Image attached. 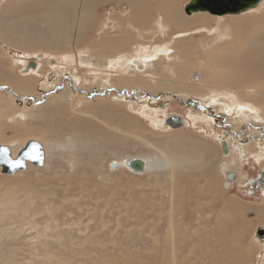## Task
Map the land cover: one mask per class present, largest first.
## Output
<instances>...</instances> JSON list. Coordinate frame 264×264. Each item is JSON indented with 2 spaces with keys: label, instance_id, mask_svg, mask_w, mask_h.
I'll return each mask as SVG.
<instances>
[{
  "label": "rangeland",
  "instance_id": "rangeland-1",
  "mask_svg": "<svg viewBox=\"0 0 264 264\" xmlns=\"http://www.w3.org/2000/svg\"><path fill=\"white\" fill-rule=\"evenodd\" d=\"M3 1L1 0L2 4L0 3V13L2 12L10 25L30 19L31 16L38 15L42 7L56 2L55 0H14L13 3H10L13 0ZM190 1L184 0L182 4L180 2L177 3L179 11L185 17L183 9ZM122 5L125 6L124 10H122ZM129 10L130 3L128 1H108L96 10L97 16L91 21L90 26L82 33L79 31L77 38H71V43L66 47L55 44L41 45L40 42L35 45H29L27 48H23L20 45L8 47V45H2L0 42V69H3L8 76L12 77L14 69H18V66L12 60L14 57L17 59V56L26 62L35 59L37 63L39 61L52 63L50 66L47 63L43 64L44 74L41 76L42 80L37 83L36 89L30 93H18L8 83H0V144H13L16 148L14 150L13 147V150L17 153L29 140H38L43 144L56 142L54 135L44 133L41 137L38 133L28 129L25 124L27 118L23 120L24 122L17 124L7 120V117L9 118L14 113L29 115V113L38 111L37 109H40L41 105L49 99V95L56 91H54L55 87H60V85L64 84L71 88L70 83L74 82L72 75L75 71L76 73L73 76H84L89 73L90 69L88 68L94 67L93 64L99 62L105 68L108 58H115L117 55L129 53L128 48L106 46L103 50H99L91 45V42L97 39L107 40L109 37L120 34V26L124 30L127 20L126 15ZM210 15L207 14L208 17ZM117 16H122L120 22L116 20ZM232 17L238 20L239 25H241L240 28L250 29L249 31L253 33V35L251 33L250 38L262 45L259 52L264 53V10L259 14L233 15ZM39 24L40 30L47 26L44 23L43 25L42 23ZM218 25L219 28L221 23ZM108 26H113L114 28L110 29L109 35L103 30L100 31L101 27L106 29ZM191 26H196V23ZM227 27L232 30L231 26ZM218 28L217 32L220 35V28ZM185 31L188 32L189 30ZM26 35L29 36V33ZM24 38L26 37L24 36ZM170 39L171 43L168 44V48L171 49L178 41L174 36L173 38L171 36ZM225 40L226 37L221 35L214 42H207V44H201L202 42H200L199 45L203 53L207 55L206 60L200 58L194 67L184 69L182 72L173 69L166 71L174 77L185 73L189 74L193 80L189 82L192 83L191 86H175L181 89L161 87L151 91L139 88V85H136L133 88L124 87L122 91H130L131 94L120 97L115 92L116 90L98 95L96 93H101L103 90L101 91L99 87L85 85L83 86L84 88L77 87L82 90L80 96L77 94L74 97L75 110L77 112L82 109L87 111V114H77L83 119H87V123L90 126H94V124L101 125V122L96 118H102L98 112L99 110L97 111L98 106H102L106 112H109L113 125H123L122 123L127 118L125 114L130 113L131 110L120 106L119 104L123 100H114L113 96L118 98L126 97L138 109H142V105H148L152 108L156 107L159 110L157 117L160 120H163L167 115L178 114L182 118H188L191 124L192 118L200 119L201 116H204V113L202 110L192 108L189 103L193 102L202 107L210 104L212 108H208L206 112L209 116L212 115L211 117L213 118L210 128L205 123H200L197 128L184 127L177 130H172L171 128L168 131H164L153 127L154 125L156 126L158 119L155 122L148 118H146L147 120L141 119V128L138 129L141 136L147 137L150 142H154L163 151H170V147L164 146L159 142L170 144V141H174V138L187 140V142L188 140L202 142L211 146L210 154L200 159L197 156L190 158L174 150L176 153L173 152L172 155L175 159L173 156L171 159L178 174L176 178V184H178L176 193L178 191V195L175 197L178 203L175 201L176 203L171 205L170 202H167L170 200L168 199V191L171 188V180H168L171 179L169 167L167 168L169 166L168 163L163 160L162 154L157 152V150L155 151L151 144L147 145L146 141L135 140L134 138L132 140L118 133L110 132L109 135L117 143H110L100 139V141L95 142L96 148L93 142H90L84 149L73 147V143H68L70 141H66L68 144L63 147L60 146L59 142L54 143L53 151H50L45 167L35 168L29 166L26 172H19L12 177L2 175L0 171V198L3 199L5 190L10 192L18 191L19 193L14 209L0 208V264H113L122 255L127 256L129 250V253L132 251L136 254V264H143L145 260H153L155 264L164 263L167 260L163 258L166 259L168 256L164 254L159 258L156 257L158 256L156 253L163 251L165 243L170 240L169 230L171 223H174L176 234H184L186 237L187 235H192L194 239L200 242H206L207 239L213 241L212 235L217 230L224 229V234L227 233L230 235L229 237L232 236L231 241L233 243L229 244L230 250L218 252L220 254H216V256L219 255L218 257H214L211 251H196V249L200 248V243H194L192 248H189L190 242L187 241L180 251L176 253L180 260L182 258L187 259L191 249L192 253L188 258L199 257L201 260H205L206 264H218L223 261V258L226 260L225 258L231 254L233 256L231 264H264V246L253 240L254 227L264 225L262 216L264 201L261 197L246 196V188H241L240 184L236 186V190H232V187L228 190L224 189V177L218 172L221 162L227 163L228 161V157L222 154L224 149L221 148L220 143L222 145L223 141L228 142L227 139L229 137H234L232 134L224 132L226 130L223 127L225 123L229 125L226 128L229 127L239 133L240 131L247 133L248 136L246 138L247 140L249 138L250 141H246V143L251 144L249 152H261V148L255 146L260 142L255 141L261 140L264 144V140L259 138V135L262 136L260 133L264 131V119L258 122L255 119H243V116L240 118L234 113L229 116L219 109V104L222 101L226 104L227 99L225 98L227 96L236 95L228 91L231 87L241 88L238 90L242 91V88L253 90L255 86L260 85V92H264V72L258 77L260 79L257 78L254 81L247 80L245 82V76L251 77L250 73H253L256 67L248 66V61L246 65V62L240 63V60H235L237 56L238 58L241 56L240 54H245L247 50L243 43L232 50L231 57L233 60H218L222 58L223 53H214L212 51L216 47H221ZM132 46H135L134 43H132ZM87 50H90V54ZM77 53L81 54L79 60L88 62L79 70L75 69L76 61H72ZM172 53L174 54V51ZM5 54L6 57L4 56ZM67 56L70 58L64 60ZM179 61L183 63V66L186 65V60ZM55 62L62 63L59 70L55 69ZM221 64L226 66L230 74L228 72L227 75H221L223 70ZM205 70L209 72H203ZM18 76L20 77L21 74H18ZM51 81L56 84L54 87L51 86ZM179 82L182 83L181 81ZM222 88H226L228 94L225 91L222 92ZM63 93L65 94V92ZM145 94L156 96L149 98ZM61 97H63L62 104L66 117L64 115L61 116L65 119L74 116L77 118L76 113L69 112L67 108L68 101L64 98V95ZM238 97L243 101L245 94H238ZM154 98H157V100H152ZM212 98H216L218 102L216 101L213 104L208 102ZM261 101L264 103V96ZM16 105L20 106V108L14 110L13 107ZM200 109L202 108L200 107ZM214 114H217V116H213ZM261 116H264L262 111ZM32 118L29 122L34 123L33 120L35 119L34 117ZM44 119L50 121L51 115L46 116ZM249 128H251V131L248 133ZM15 130H23L25 135L15 139ZM70 131L71 129L69 131L65 130V134H70ZM219 132H222L223 135L216 137L215 135ZM57 137L61 143L63 141L62 136L58 134ZM124 138L128 139L125 140V143L121 142V139ZM92 148H95L99 153V159H94L98 165L89 166L93 162L92 158L87 159L86 162L78 163V159L88 156ZM246 155L247 153L244 156L242 155L243 159L251 158ZM146 156L157 158L160 163V169L153 167L148 173L140 174L132 172L124 165L128 158H143ZM254 160L259 163L257 164L259 167H264V160ZM254 160H246V163L256 169ZM112 163L116 164L114 169H110ZM177 163L179 164L176 165ZM184 163L185 166L182 165ZM257 170L259 171V169ZM85 171H89L91 174L90 180H88V175L85 174ZM179 172L182 173L179 175ZM247 174V171L242 172L238 177L239 179L243 177L242 181L244 182ZM86 180L88 181L87 184L82 185L81 183ZM209 180L218 182L219 188L216 193L209 192ZM177 181L180 183H177ZM168 214L169 217L172 216L171 220L168 218ZM225 220L227 223L226 228L222 229V223ZM218 224L222 225H220V229ZM232 229L233 231H231ZM156 234L161 237L158 238ZM196 236L198 237L196 238ZM154 242L159 243V245L157 246ZM163 242L164 246H162ZM156 247L161 250L154 251ZM232 251L236 254H233ZM244 255L247 256L245 257ZM185 264L189 263L185 262Z\"/></svg>",
  "mask_w": 264,
  "mask_h": 264
},
{
  "label": "bare ground",
  "instance_id": "bare-ground-1",
  "mask_svg": "<svg viewBox=\"0 0 264 264\" xmlns=\"http://www.w3.org/2000/svg\"><path fill=\"white\" fill-rule=\"evenodd\" d=\"M55 1L56 2L54 4L51 3L50 5H47L46 7H42V9L39 10L38 15L31 16L30 19H26V20H23L22 22L14 23L13 25H10V23L7 22V20L5 19L4 15L1 12L0 13V42L1 44L6 45V46L8 45V47L10 46L15 47V45H20V46H23V48H27L29 45H35L36 43L40 42L41 45L45 44L48 46L50 44H55V45L66 47L69 45V43H71L70 41L71 38H77V34L79 31L82 33L84 32L85 29L88 28V26H90L91 21L94 18H96L97 16L96 10L100 6L106 4L108 1H114V0H55ZM121 1H128L130 3V10H129V13L126 15L127 20H126V26L124 30H123V27L120 26V29H121V31L119 32L120 34L115 35L114 37H109V39L107 40L97 39L94 42H91V45L98 48L99 50H103V48H105L106 46H118V47L128 48L129 53L117 55L115 58H112V57L108 58L107 59L108 61L105 64V68H104V65L99 64V62L93 64L94 67L88 68L90 69V71L88 74L84 76L83 75L73 76L76 73L75 71L72 75V80L74 82L70 83L71 88H69L67 85H64V84L62 86L60 85V87H55L54 91L55 90L56 91L55 92L53 91L54 93L49 95V99L45 101L43 105H41L40 109L39 108L37 109L38 111L34 113H29V115L14 113V114H11L9 118L7 117V120L20 124V122H24L23 120L27 118V120L25 121V124L27 125V128L30 129L32 132L38 133L41 137H42V134L44 133H49L50 135H54V137H56V140H55L56 142H49V143L43 144L46 149V162L50 155V151H53L54 143H57V142H59L60 146L62 147L65 144L73 143L74 144L73 147L82 148V149H84L90 142H93V145L96 148L95 142L98 140L100 141V139L106 140L110 143H117L116 140L113 139L112 136L109 135L110 132L118 133L129 139L134 138L135 140L139 139L144 142L146 141L147 145L151 144V146L153 147V149H155V151L157 150V152L162 154L163 160L169 165L167 166V168L169 167L168 170H170L171 179H168V180H171L170 181L171 188L168 191L169 192L168 199L170 200L167 202H170L171 205H174V203H176L175 201H177L175 197L176 195H178L177 194L178 191L176 193V190L178 189V184H176V178L178 174L175 171L174 162L171 159V157L173 156L172 155L173 152L176 153V151L174 150H177L179 154L183 153L184 155H187L190 158L192 156H197V158L200 159L210 154L211 146L205 143L203 144L202 142H196V141L194 142V141H189V140L187 142V140H177L174 138L173 139L174 141H170V144L163 143L162 141L159 142V143H162V145L164 146L165 145L169 146L170 151H166V150L163 151L162 148H158V146L154 142H150L147 137H143L139 133L138 129L141 128V119L148 118L153 122H155L158 119V121H156V126L154 125L153 127L158 130L162 129L164 131H168L171 128L166 127L164 125V121L169 115L165 116L163 120H160L157 117V112H159V110L156 109V107H153L154 108L153 109L151 106L142 105V109L136 108L135 104L132 101L127 100L126 97L120 98L122 95L129 96L131 94L130 91L128 92V91H122V90L124 89V87L133 88V86H136V85H139V88H145L151 91L160 89L161 87H164L166 89H181L175 86H178V85L191 86L192 83H189V82L192 79L189 74L185 73V74H182L181 76L174 77L171 74L169 75L166 71L168 70L171 71V69H173V70L182 72L184 69L194 67L200 58H204V60H206L207 55L203 53V50L201 46L199 45L200 42H202L201 44H207V42H214V40L219 39V36L221 35L223 37H226L225 42L223 43L221 47H216L212 52L223 53V55L221 54L222 58L218 60H223V61L233 60L231 57L232 50H234V48L238 47V45L243 43V45H245L247 50L245 54L243 53L240 54L241 56L239 58L237 56V59L235 60H240L241 61L240 63L246 62V65L248 61V66L256 67L253 73H250L251 77L245 76V82H247V80L254 81L258 77H260L264 72V53L259 52V49L261 48L262 45H260L259 42H257L256 40L250 38V35L252 32L249 31L250 30L249 28L248 29L245 27L240 28L241 25H239V22L235 17H232L233 15H223V16L210 15L208 17L207 16L208 13H197V14H193L192 16H187L185 14L186 15L185 17L182 14V12L179 11L177 7V3L180 2V4H182L184 0H121ZM13 2L14 0L11 1L10 3H13ZM124 8L125 6L122 5V10H124ZM262 10H264V1L261 3L259 7H257L254 10L249 11L246 14H253V13L259 14ZM31 14L33 13L31 12ZM116 20L120 22L122 20V16H117ZM39 23H42V25L43 23L47 25L46 28H43L40 30ZM195 23H196V26H191ZM219 23H221L219 27L220 35L217 32ZM227 26H231L232 30H229ZM110 29H114L113 26H108L106 27V29H103V27H101L100 31L103 30V32L108 34L111 31ZM185 30H189V31L186 32ZM27 33H29V36L26 35ZM24 36L26 38H24ZM171 36L172 38L174 36V38L178 42L176 43L174 47L170 49L168 48V44L171 43L170 42ZM75 43L77 42L75 41ZM132 43H134L135 46H132ZM172 50L174 51V54L172 53L173 52ZM87 51H85V53H87ZM225 53L227 54L224 56ZM80 55H81L80 53H77L76 57H73V60H72L73 62L76 61L77 63V65L75 66V69L77 70L81 69L83 65L88 63L85 60H82V61L79 60ZM4 56L6 57V54ZM177 56L179 60H186L185 66H183V63H180L179 60L177 61L178 59ZM14 58L12 60L14 64L18 66V69H14L15 73L13 71L12 77L8 76L3 71V69H0V83H8L14 89V91L18 93H30L31 91H34L36 89L35 87L37 86V83L40 80H42L41 76L44 74L43 64L47 63L50 66V64L52 63L39 61L37 63L38 67L36 70L31 69L27 74H21L20 71L23 69V67L26 65L27 62L23 60L22 58L19 59V56H17V59L15 58V60ZM69 58L70 57L67 56L64 60H67ZM61 65H62L61 62L59 63L55 62V69L59 70ZM221 66L223 67V70L221 72L222 76L227 75L228 72L230 74V71L226 68L224 64H221ZM203 72H209V71L205 70ZM18 74H21V76L19 77ZM178 80L181 81L183 84L180 83ZM50 84L52 87L56 85L53 83V81H51ZM85 85H89L91 87H99L101 91L103 90V92L101 93L100 92L96 93L98 95L104 92L109 93L111 90L112 91L116 90L115 92L120 97L118 98L117 96L115 97L113 96L114 100H119V99L123 100L121 101L119 105L122 107L124 106L127 110H131V112L130 113L128 112V114L124 113L125 116H127V118L122 123L123 125L121 126H118L116 124L113 125L112 119L109 117L110 115L109 112H106L102 106H98V109H97V111L99 110L98 112L102 118L96 117L97 120L101 122L100 123L101 125L94 124V126H90L87 123V119H83L82 117L79 116L82 113L87 114V111L82 109L81 111L77 112L75 110L76 104H75L74 97L77 96V94H79L78 96H80V92L82 90L81 88H84L83 86ZM78 86L81 88H77ZM229 89H228L229 92H233L236 95L227 96L225 98L227 99L226 104L223 101H222L223 104L222 103L219 104V109L224 111L223 113L228 114L229 116L231 115V113H234L236 116L240 118H242L243 116V119H247V120L255 119L258 122L264 119L263 118L264 116L263 117L261 116V111L262 113H264V103L261 101V98L264 96V92H260L261 90L260 85L255 86L254 89L251 88L253 90H250V89L246 90V88H242L243 90L240 91L238 89H241V88L236 89L232 87ZM221 90L222 92L225 91V93H227L226 88H222ZM63 92H65V94ZM241 93L245 94V99H243V101L238 97V94H241ZM62 95H64V98L68 101L67 108L69 112H74L76 114L77 113L79 114V115L77 114L76 116L77 118H75L74 116V117H70L69 119H65L61 116V115H64L66 117V114L64 112V107L62 104V101H63V97H61ZM145 96L151 98L152 96H156V95L149 96L145 94ZM157 97H158V94H157ZM152 100H157V98H154ZM216 101H217L216 98H212L208 102L213 104V103H216ZM206 106H210V104ZM18 108H20V106L16 105L15 107H13L14 110ZM132 112H135V113H132ZM49 115H51V120L50 121L45 120L44 118ZM32 117H34L35 119L33 120L34 123L29 122L30 120L33 119ZM183 120L185 122V127L197 128L200 123H205L207 127L210 128L212 126L211 122L213 121V118L209 116L205 111L204 116H201L200 119L192 118V124L190 123V120L188 118H183ZM98 121H95V122H98ZM40 122H43V123H40ZM69 129H71L70 134L69 133L65 134V130L69 131ZM14 134H15L14 135L15 139L20 138L21 136L25 135V133H23V130H15ZM58 134L62 136L61 138L63 139V141L61 143L57 139L59 137V136L57 137ZM220 135H223L222 132H219L215 136L220 137ZM127 138L121 139V142L125 143V140H128ZM227 140L228 142L223 141L224 143L227 144L226 146L227 149H226L225 154L224 152H222V154L228 157V161L227 163L223 161L221 162V165H219L218 172H220V167L223 166V170H225V174H227V172H237L238 176L241 175L242 163H243L242 155L244 156L245 153H247L246 156L257 159L259 161L264 160V144L263 142H261V140L255 141V142H260L259 144L255 145L256 147L258 146L259 148H261V152L259 150L260 153L249 152V147L251 144L246 143L245 141H242L238 138L235 139L234 137H229ZM66 141H70V142L67 143ZM7 146H9L12 149L13 156H15L17 153L14 152V150L16 149L14 145L9 144ZM13 147H14V150H13ZM95 148L91 149L90 154L88 156L80 157L78 159V163L86 162L87 159L92 158L93 162H91L89 166L98 165L97 162L94 160L98 158L99 156V153ZM133 158H140L145 163V171L137 172V173H140V174L148 173L153 167L160 169V163L159 161H157V158L155 157L146 156L143 158L142 157H133ZM131 159L132 157L128 158L124 162V165L128 169L130 168L127 166V162ZM169 161L171 162V164ZM188 162H190V160H188ZM178 164L179 163H177L176 165ZM182 165L185 166V163ZM29 166H32V165L29 164ZM181 173L179 172V175ZM85 174L88 175V180H90L91 174L89 173V171H85ZM219 174H221V172ZM87 182L88 181L86 180L85 182H82L81 184L85 185L87 184ZM178 182L179 181H177V183ZM223 183L229 184V182L225 181V178H224ZM218 188L219 186L216 180L215 181L209 180V192L216 193L218 191ZM223 188L226 189L224 185H223ZM3 195H4L3 199L0 198V208L1 207L3 209L9 208L10 210L14 209V206L16 204L15 201L17 199V196L19 195L18 191L10 192L8 190L7 191L5 190ZM261 199L264 201V192H263V196L261 197ZM151 209L153 208L151 207ZM169 214H168V218H170L171 220L172 216L170 215L171 217H169ZM262 216L264 218V212H262ZM222 224L223 226L220 224L222 226V229L226 228L225 227L227 224L226 220ZM220 225L218 224L219 229H220ZM261 226H264V225H261ZM257 227H254V230H253V240H254L255 230ZM223 230H217L215 231V233H213L212 235V237L214 238L213 241H209L207 239L206 242H203V241L200 242L199 240L194 239L192 235H189V236L187 235L186 237L184 234L183 235L182 234L178 235V233L176 234L174 223H171L170 230H169L170 240L168 241L166 240L167 242L165 243V246L163 242V245H162L164 246V248L162 249L163 251L156 253V255L158 254V256L156 257L160 258L161 256L165 254V256H168V258L166 259L163 258L164 260H167V261L166 262L164 261V263H159V264H185V262L189 264H206L205 260L203 261L199 257L198 258L194 257V259L188 258V256L192 253L191 249L189 250L190 254H188L187 259L182 258L180 260V258H178L176 253H178L180 249L182 248V246L187 241H189L190 242L189 248L190 247L192 248L194 243H200L199 245L200 248L196 249V251H203V250L211 251L213 256L215 257L218 252L220 251L223 252L224 250H228L229 244L233 243L231 241L232 236L229 237L230 236L229 234L227 233L224 234ZM231 231H233V229ZM156 236L158 237L157 234ZM197 237L198 236H196V238ZM155 244L157 246L159 245V243H155ZM260 245L264 246L262 244ZM231 248H234V247H231ZM155 250L157 251L161 249L156 247L154 251ZM129 251L127 252L128 253L127 256L122 255L119 259L117 258L118 261L116 263L114 262L113 264H136L135 263L136 262L135 258L137 257L135 256L136 254L133 253L132 251H131L132 253L131 252L129 253ZM236 252L238 251L236 250ZM14 253L12 254L15 255ZM234 253L235 252H233V254ZM231 255L226 257L225 258L226 260H224L223 258V261H221L218 264H231L233 260V256ZM244 256L246 257L247 255H244ZM234 259H235V256H234ZM143 264H155V262L153 260H145Z\"/></svg>",
  "mask_w": 264,
  "mask_h": 264
},
{
  "label": "water",
  "instance_id": "water-1",
  "mask_svg": "<svg viewBox=\"0 0 264 264\" xmlns=\"http://www.w3.org/2000/svg\"><path fill=\"white\" fill-rule=\"evenodd\" d=\"M263 1L264 0H191L185 5L184 13L187 16H192L197 13H208L214 16H239L256 9ZM37 67L38 65L35 59L29 60L20 73L27 74L31 69L36 70ZM164 125L177 130L184 128L185 122L181 116L177 114H170L165 119ZM226 146L227 144L223 142L222 147L224 149V154L227 149ZM29 164L35 168L45 167L46 149L42 142L38 140H29L15 156H13L12 149L9 146L0 144V169L2 175L12 177L19 172H26L29 169ZM127 166L136 173L145 171V163L140 158H132L127 162ZM115 167L116 164L112 163L110 169H114ZM220 172L225 178V181L229 182V184H224V187L226 189H230L236 182L238 173L227 172V174H225L223 166L220 167ZM253 182L254 181L251 183ZM261 186V188H263L264 181ZM254 240L264 245V226H258L256 228Z\"/></svg>",
  "mask_w": 264,
  "mask_h": 264
},
{
  "label": "flooded vegetation",
  "instance_id": "flooded-vegetation-1",
  "mask_svg": "<svg viewBox=\"0 0 264 264\" xmlns=\"http://www.w3.org/2000/svg\"><path fill=\"white\" fill-rule=\"evenodd\" d=\"M0 3H1V0H0ZM189 105L192 107V108H196L197 110H202V112L205 114V111L207 112V109L208 108H212L211 106H206V105H203V107L201 105H196V103H189ZM200 107L202 109H200ZM178 115V114H177ZM181 116V115H179ZM212 116V115H211ZM213 116H217V114H214ZM182 117V116H181ZM224 118V117H223ZM227 126H229L227 123L224 124V132L226 134H232V136L234 137H238V139L242 140V141H250V139L248 138L247 140V133H243V131H240L237 132V131H233L231 130L229 127L226 128ZM264 129V128H263ZM262 129V130H263ZM251 131V128H249L248 130V133ZM262 136L260 135L259 138L260 139H263L264 140V131L261 132ZM240 135V136H239ZM243 137V138H242ZM245 139V140H244ZM222 147V145H220ZM251 161V160H254L253 158H244L242 161H243V164H242V172H246L247 171V177L245 178L244 182L242 181L243 177H241L239 179V177L237 178L236 182L234 183V185L232 186V190L235 189L236 190V186L238 184H240L242 187L241 188H246L245 190V193H246V196H249V197H256V198H260L263 196V191H264V186L263 188H261L262 186V183L264 181V176H263V173H264V167H259L255 160V168L254 169L253 167H250V164L249 163H246L247 161ZM259 169V171L257 170ZM242 181V182H241ZM252 181H254L253 183H251ZM244 191V190H243Z\"/></svg>",
  "mask_w": 264,
  "mask_h": 264
}]
</instances>
